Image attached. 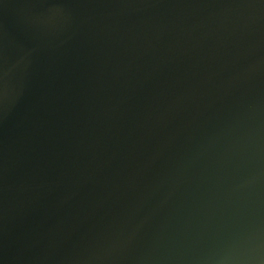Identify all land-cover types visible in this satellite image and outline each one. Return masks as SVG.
<instances>
[{
	"label": "water",
	"instance_id": "95a60500",
	"mask_svg": "<svg viewBox=\"0 0 264 264\" xmlns=\"http://www.w3.org/2000/svg\"><path fill=\"white\" fill-rule=\"evenodd\" d=\"M0 264H264V0H0Z\"/></svg>",
	"mask_w": 264,
	"mask_h": 264
}]
</instances>
